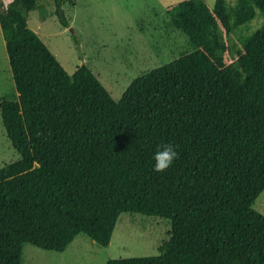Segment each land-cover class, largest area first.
Returning a JSON list of instances; mask_svg holds the SVG:
<instances>
[{
	"label": "trees",
	"instance_id": "16d2710c",
	"mask_svg": "<svg viewBox=\"0 0 264 264\" xmlns=\"http://www.w3.org/2000/svg\"><path fill=\"white\" fill-rule=\"evenodd\" d=\"M70 28L63 7L50 0ZM40 0H0V27L18 100L1 116L19 162L0 169V264H22L23 246L64 253L80 235L110 244L120 216L168 219L153 258L108 264H264V26L243 42V72L216 58L217 24L235 27L226 0L213 10L185 1L177 26L195 50L134 80L115 101L93 71L69 75L29 28ZM264 14L240 0L237 26ZM171 144L178 159L154 171Z\"/></svg>",
	"mask_w": 264,
	"mask_h": 264
},
{
	"label": "rangeland",
	"instance_id": "374dc122",
	"mask_svg": "<svg viewBox=\"0 0 264 264\" xmlns=\"http://www.w3.org/2000/svg\"><path fill=\"white\" fill-rule=\"evenodd\" d=\"M3 1V0H2ZM63 7L70 28L55 15V4L40 0L28 16L29 28L47 45L69 75L86 65L115 101L131 83L195 50L189 36L177 26L185 15L181 4L189 0H75ZM214 9L216 0H195ZM240 0H226L234 31L227 35L220 24L213 32L218 41L217 60L226 68L243 72V42L264 26V14L237 26L234 10ZM4 2V1H3ZM6 5V4H5ZM18 100L6 44L0 27V105ZM21 159L8 139L0 109V169ZM264 215V193L254 205ZM168 219L141 214L120 216L110 244L103 247L80 235L64 253L23 246L22 264H108L113 260L158 257L169 240Z\"/></svg>",
	"mask_w": 264,
	"mask_h": 264
},
{
	"label": "clouds",
	"instance_id": "9594fccd",
	"mask_svg": "<svg viewBox=\"0 0 264 264\" xmlns=\"http://www.w3.org/2000/svg\"><path fill=\"white\" fill-rule=\"evenodd\" d=\"M179 153L171 144H163L158 147L154 154V171L164 172L173 165V162L178 159Z\"/></svg>",
	"mask_w": 264,
	"mask_h": 264
},
{
	"label": "crops",
	"instance_id": "0c3cea01",
	"mask_svg": "<svg viewBox=\"0 0 264 264\" xmlns=\"http://www.w3.org/2000/svg\"><path fill=\"white\" fill-rule=\"evenodd\" d=\"M3 1H4V3H5L6 5H9V4L13 3L14 0H3ZM77 238H78V237H77ZM77 238H76V239H77ZM76 239H75V240H76ZM75 240H74V242H75ZM74 242H73V243H74ZM73 243H72V244H73ZM72 244H71V245H72ZM71 245H70V246H71Z\"/></svg>",
	"mask_w": 264,
	"mask_h": 264
}]
</instances>
